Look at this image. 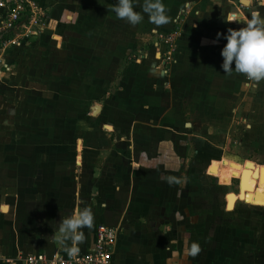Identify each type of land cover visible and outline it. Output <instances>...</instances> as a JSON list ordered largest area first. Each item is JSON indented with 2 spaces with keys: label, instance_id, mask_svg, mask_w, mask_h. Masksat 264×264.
Wrapping results in <instances>:
<instances>
[{
  "label": "crops",
  "instance_id": "obj_1",
  "mask_svg": "<svg viewBox=\"0 0 264 264\" xmlns=\"http://www.w3.org/2000/svg\"><path fill=\"white\" fill-rule=\"evenodd\" d=\"M103 1L36 0L51 16L48 30L62 34H52L51 40L57 43L69 33L76 44L82 36L79 32H91L95 16L112 8L111 0ZM161 1H165L168 22L153 30L151 48L159 53L137 60L130 72L123 71L119 79L127 82L117 88L119 98L98 104L59 92L51 110L50 140L37 143L48 149L39 152L36 167H31L24 151L0 150V264H20L24 256L34 253L66 257L71 248L85 255L94 247L100 224L118 230L110 264H264V205L245 201L256 189L228 210V193L223 196L220 191L226 186L218 183L213 190L201 180L190 183L189 154L175 150L174 128L180 120L168 118L175 108L185 117L187 111H216L225 100L231 107L237 102L238 79L247 77L224 74L223 37L256 13L264 17V3ZM171 32L176 33L174 45L166 49L159 36ZM89 40L84 46L93 48ZM20 44L0 48L4 51L1 66L8 70L9 81L16 78L13 65L27 59ZM115 45L120 48L119 40L108 47L116 49ZM115 54L102 58L126 59ZM164 54L168 60L164 61ZM71 62L93 64L91 56L74 57ZM18 76L23 83L25 77ZM132 79L141 83L143 91L138 95L128 85ZM250 86L258 88L255 83ZM63 94L68 102H61ZM146 96L156 98V103H146ZM129 98L142 111L128 110ZM206 168L205 177L210 176ZM83 208H90L94 217L91 227L80 229L83 240L61 242L58 223ZM194 243L199 246L195 255Z\"/></svg>",
  "mask_w": 264,
  "mask_h": 264
},
{
  "label": "rangeland",
  "instance_id": "obj_2",
  "mask_svg": "<svg viewBox=\"0 0 264 264\" xmlns=\"http://www.w3.org/2000/svg\"><path fill=\"white\" fill-rule=\"evenodd\" d=\"M74 1L80 2V0ZM85 2L101 4L106 1L85 0ZM161 2L164 4L165 1ZM110 3L113 5L116 0H111ZM253 3L257 5L264 3V0H253ZM133 4L134 10L141 12L144 16L139 24L131 25L125 20L118 19L111 8H108L109 11L100 12L95 16L91 32H79L82 36L77 44L73 40L71 43L72 36L68 33L67 36L56 39L59 47H56L57 43L51 38L54 37L52 35L54 33L60 36L62 34L55 30H48L51 16L47 17L43 13L42 22L35 24L36 34L18 39L22 51L25 47L24 53L27 52L25 54L27 59L13 65L12 71L16 78L9 81V72L1 66L0 59L1 151L11 152L14 148L17 151H24L29 157L27 161L32 164L31 167L38 166L39 152L47 151L48 148L46 145L45 148L37 143H47L50 140L51 110L52 105L60 98L59 92L66 93L68 98L90 99L98 104L110 98H119L116 93L119 90L117 88L127 82L124 77L119 79L123 71L130 72V69L137 65V60L144 59L147 55L152 56L153 53L158 55L159 52L156 49H151L155 42L153 30H157L162 24L153 23L149 16L143 13L144 0H133ZM164 8L167 10L166 7ZM22 30L20 29V33L23 32ZM39 34L42 35L41 38H38ZM35 38L39 39V43L34 42ZM87 38L93 42V48L84 46ZM66 39L67 42H64ZM115 40H119L120 48L116 44V49L110 50L108 46L113 47ZM61 41L64 43L61 44ZM42 47L45 50H41ZM3 52L0 51V56ZM106 53L109 55L116 53L114 56L126 59L122 58L120 62L118 59H112V55L111 60L108 57L102 58ZM164 55V61L168 60L167 54ZM89 56L92 57L93 64L71 62L74 57L86 59ZM109 60L110 66L106 64ZM105 65L111 68H106ZM105 69L107 70L104 71ZM18 74L25 77L23 83L22 79H18L20 77ZM244 81L246 84L242 83ZM104 82L112 84L107 87ZM238 82L240 91L237 102H233L232 107L225 100L216 111H187L186 116L183 117L180 110L175 108L168 117L181 121H178L181 124L174 128L175 150L189 154L191 165V168L187 165L191 170L189 182L200 184L201 180L210 188H218L219 184L226 186L227 188L220 190L223 196L229 192L237 193L238 179L236 177L239 175V170L226 169L223 164L224 159H234L241 164L251 161L264 168V90L262 89L264 80L255 81L248 78L244 80L240 75ZM250 83L258 84V88L250 86ZM129 84L137 95L143 91L138 79L134 81L132 79ZM65 97L63 94L62 98L65 100L61 99L62 103L67 100ZM198 98L202 99L203 96ZM144 100L149 104L157 101L152 96H146ZM124 102L126 101L123 100L122 103ZM125 105L128 110L142 111L140 105H134L130 98ZM148 114L146 113L145 116L149 117ZM61 115L58 113L57 116L61 118ZM184 123L189 125L183 127ZM38 125L41 128H38ZM201 158L206 160L202 168H200V162L203 160ZM205 168L210 176L205 177ZM221 168L226 169L223 175L220 172ZM263 187L264 184L258 185L259 189H256L254 194H248L245 201L253 205H264ZM220 191L217 190L214 194Z\"/></svg>",
  "mask_w": 264,
  "mask_h": 264
},
{
  "label": "clouds",
  "instance_id": "obj_3",
  "mask_svg": "<svg viewBox=\"0 0 264 264\" xmlns=\"http://www.w3.org/2000/svg\"><path fill=\"white\" fill-rule=\"evenodd\" d=\"M111 11L118 19L125 20L131 25L139 24L144 16L134 10L133 0H116ZM143 13L147 14L155 24L168 22L165 8L161 0H144ZM219 37V34H217ZM226 43L220 51L222 57L221 68L224 74L232 72L243 74L250 80H264V17L259 13L252 16L239 29H229L223 37ZM234 66V67H233ZM93 213L90 208L81 209L75 216H68L58 223V231L62 234L60 239L73 241L83 240L80 229L84 226L91 227ZM77 249L71 248L70 252ZM199 251L197 244L192 245V254Z\"/></svg>",
  "mask_w": 264,
  "mask_h": 264
},
{
  "label": "built area",
  "instance_id": "obj_4",
  "mask_svg": "<svg viewBox=\"0 0 264 264\" xmlns=\"http://www.w3.org/2000/svg\"><path fill=\"white\" fill-rule=\"evenodd\" d=\"M43 13L36 0H0V48L19 45L20 37L35 35V24L42 22ZM20 29L23 32L15 34ZM175 36V32L160 35L159 41L172 47ZM117 235V228L100 224L96 229L94 247L89 253L81 255L74 251L66 257L54 255L52 258L44 253H34L24 256L20 264H110Z\"/></svg>",
  "mask_w": 264,
  "mask_h": 264
},
{
  "label": "bare ground",
  "instance_id": "obj_5",
  "mask_svg": "<svg viewBox=\"0 0 264 264\" xmlns=\"http://www.w3.org/2000/svg\"><path fill=\"white\" fill-rule=\"evenodd\" d=\"M223 164L226 166V169L239 170L238 192L226 195V207L228 210H232L237 200H244L246 194L254 192L255 189H259L258 185L264 184V168L251 161L241 164L234 159H224ZM226 169H220L222 175L225 174Z\"/></svg>",
  "mask_w": 264,
  "mask_h": 264
},
{
  "label": "water",
  "instance_id": "obj_6",
  "mask_svg": "<svg viewBox=\"0 0 264 264\" xmlns=\"http://www.w3.org/2000/svg\"><path fill=\"white\" fill-rule=\"evenodd\" d=\"M98 108V106L96 105V106H94V108H93V113L96 115V109Z\"/></svg>",
  "mask_w": 264,
  "mask_h": 264
}]
</instances>
